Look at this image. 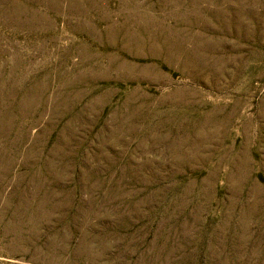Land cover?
<instances>
[{"label":"rangeland","instance_id":"obj_1","mask_svg":"<svg viewBox=\"0 0 264 264\" xmlns=\"http://www.w3.org/2000/svg\"><path fill=\"white\" fill-rule=\"evenodd\" d=\"M0 264H264V0H0Z\"/></svg>","mask_w":264,"mask_h":264}]
</instances>
